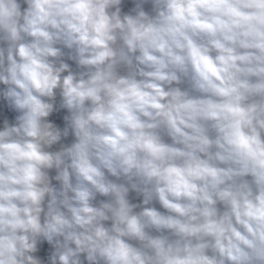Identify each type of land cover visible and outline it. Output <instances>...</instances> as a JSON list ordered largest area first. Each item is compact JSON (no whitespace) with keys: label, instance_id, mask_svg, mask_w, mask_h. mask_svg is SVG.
Wrapping results in <instances>:
<instances>
[{"label":"clouds","instance_id":"clouds-1","mask_svg":"<svg viewBox=\"0 0 264 264\" xmlns=\"http://www.w3.org/2000/svg\"><path fill=\"white\" fill-rule=\"evenodd\" d=\"M0 85V264H264V0H0Z\"/></svg>","mask_w":264,"mask_h":264},{"label":"crops","instance_id":"crops-1","mask_svg":"<svg viewBox=\"0 0 264 264\" xmlns=\"http://www.w3.org/2000/svg\"><path fill=\"white\" fill-rule=\"evenodd\" d=\"M127 2H128V4H129V6H131V0H127ZM127 10V9H126ZM71 63V62H70ZM4 86L2 85L1 86V88H3ZM14 113H9V117H10V119H14ZM0 124H2V121H0ZM70 140H71V137L69 138V140L68 141H64V142H70ZM54 174V173H53Z\"/></svg>","mask_w":264,"mask_h":264},{"label":"water","instance_id":"water-1","mask_svg":"<svg viewBox=\"0 0 264 264\" xmlns=\"http://www.w3.org/2000/svg\"><path fill=\"white\" fill-rule=\"evenodd\" d=\"M2 85H0V88H1Z\"/></svg>","mask_w":264,"mask_h":264},{"label":"built area","instance_id":"built-area-1","mask_svg":"<svg viewBox=\"0 0 264 264\" xmlns=\"http://www.w3.org/2000/svg\"><path fill=\"white\" fill-rule=\"evenodd\" d=\"M157 207H159V206L157 205Z\"/></svg>","mask_w":264,"mask_h":264}]
</instances>
